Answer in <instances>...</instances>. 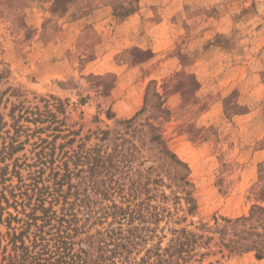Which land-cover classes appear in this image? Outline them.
Returning <instances> with one entry per match:
<instances>
[{
  "label": "rangeland",
  "instance_id": "1",
  "mask_svg": "<svg viewBox=\"0 0 264 264\" xmlns=\"http://www.w3.org/2000/svg\"><path fill=\"white\" fill-rule=\"evenodd\" d=\"M149 1L0 0V264H32L37 154L90 148L93 133L134 117L190 168L198 210L186 224L212 240L188 264H264L197 229L264 206V0H184L179 11Z\"/></svg>",
  "mask_w": 264,
  "mask_h": 264
},
{
  "label": "trees",
  "instance_id": "2",
  "mask_svg": "<svg viewBox=\"0 0 264 264\" xmlns=\"http://www.w3.org/2000/svg\"><path fill=\"white\" fill-rule=\"evenodd\" d=\"M118 126L93 133L90 148L83 142L37 154L39 168L30 170L27 187L29 199L37 192L42 216L35 206L24 213L27 229L35 228L27 248L32 264H188L210 244L186 224L198 210L188 164L156 126L137 124L136 117ZM7 188H0L3 199ZM222 221L197 229H213L231 253L264 256V206Z\"/></svg>",
  "mask_w": 264,
  "mask_h": 264
},
{
  "label": "crops",
  "instance_id": "3",
  "mask_svg": "<svg viewBox=\"0 0 264 264\" xmlns=\"http://www.w3.org/2000/svg\"><path fill=\"white\" fill-rule=\"evenodd\" d=\"M145 3H148L149 5L150 4H152V2L151 1H149V0H146V2ZM169 4V6H168V9L169 10H171V9H174L175 11H179V10H181V8H183V6H184V0H172V2L171 3H168ZM175 13V12H174ZM175 14H170V16H169V18L167 19V21H166V24H168V22H170V20L169 19H171V17H173ZM165 23H162L161 25H164ZM232 24V23H231ZM170 25H172L173 27H180V25H179V23H172L171 24V22H170ZM215 26H220V27H223V22H222V20L221 21H216L215 22V24H214ZM233 25V24H232ZM231 28H232V26H231ZM175 37H176V35L172 32V35H170V34H168L167 36H166V40H167V44H169V43H173L174 42V40H175ZM215 48H217V45L215 46ZM219 49H221V47H218ZM240 68L238 67V66H234V67H232L230 70H228V72H226L225 73V75H227L228 73H230V72H232V71H238ZM233 78H231V80H232ZM231 80H229V82L231 81ZM229 82H225V83H229ZM256 114V112L255 111H250V112H248V113H246V114H244V115H238L237 116V119H238V121H250L251 119H253L254 117H253V115H255ZM260 122H262V121H260ZM251 127H253V131H260V129H261V124H258L257 123V126H255V125H252ZM263 135L264 134H262V136H261V138H263ZM260 138V139H261Z\"/></svg>",
  "mask_w": 264,
  "mask_h": 264
}]
</instances>
